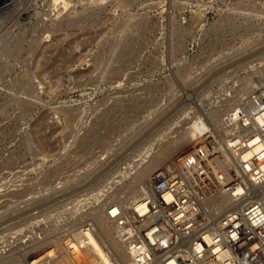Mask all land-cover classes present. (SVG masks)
<instances>
[{
  "label": "rangeland",
  "instance_id": "obj_1",
  "mask_svg": "<svg viewBox=\"0 0 264 264\" xmlns=\"http://www.w3.org/2000/svg\"><path fill=\"white\" fill-rule=\"evenodd\" d=\"M65 1L0 0V264L61 261L86 227L107 246L140 166L219 145L264 82V0Z\"/></svg>",
  "mask_w": 264,
  "mask_h": 264
},
{
  "label": "built area",
  "instance_id": "obj_2",
  "mask_svg": "<svg viewBox=\"0 0 264 264\" xmlns=\"http://www.w3.org/2000/svg\"><path fill=\"white\" fill-rule=\"evenodd\" d=\"M220 128L221 146L206 136L157 173L141 199L109 204L129 264H264V82ZM213 198L220 205L210 209Z\"/></svg>",
  "mask_w": 264,
  "mask_h": 264
},
{
  "label": "bare ground",
  "instance_id": "obj_3",
  "mask_svg": "<svg viewBox=\"0 0 264 264\" xmlns=\"http://www.w3.org/2000/svg\"><path fill=\"white\" fill-rule=\"evenodd\" d=\"M101 1H104V0H101ZM3 3L4 2L0 3V6ZM49 5L52 8H55L56 6L61 5L62 9H66L68 7V2L65 0H50ZM215 117L216 118L214 119V122L218 121L217 119L218 116L215 115ZM189 136L190 135L187 134L186 136L187 140L183 142V144H181L183 145V147L184 145L190 146L195 143V141H192L191 144L187 143L189 140L188 138ZM223 139L219 140L220 141L219 146H221V142L223 141ZM199 143L200 142H198L196 145L194 144L195 146L191 147L189 150L187 149L188 151L184 152L183 154L195 149ZM183 154L177 157L176 156H174L173 158L171 157L172 159L171 164H170L171 168L176 167L177 159ZM168 155H169L168 152L166 154L160 153L158 156L162 158H155V157L150 158L151 159L150 161L145 162L144 164H142V166H140L137 173L133 177V180H135L133 191L134 193H138L135 199H141L146 192L145 191L146 187L144 189L140 187V184L142 181L149 183L152 181L153 177L157 173L163 171L164 169H167L165 167L160 166L159 164L163 163V161L166 160V157L167 158L169 157ZM223 157H224V153H223ZM158 168L160 169L158 170ZM141 191L144 193L142 197H141ZM219 203H220V199L213 198L208 201V206L210 209H214L217 206L219 207L220 205ZM120 204L124 207H128L130 205L129 203L123 202V201H121ZM106 214H105V218H106ZM98 226H99V231L101 234L100 236L106 239L105 241H107L108 247L106 246L105 243L103 244L101 243L99 237L96 234L97 231L95 232V230L92 231L89 228H85V230H83L80 234L79 233L77 234L78 235V237H76L77 242L75 243L70 242V243L65 244V246L61 244L60 249L59 248L57 249L58 251H62L64 253L61 258L62 259L61 261L54 262L57 259L55 258L56 248H53V247H56V246H54L55 245L54 244V245H50L49 247L40 249L38 252H35L33 256L30 255L31 256V258L29 259L30 264H47V263L48 264H129V258L127 257L122 245L119 243V241L115 237L112 223L110 221L104 222L103 220V222L101 221V224L99 222Z\"/></svg>",
  "mask_w": 264,
  "mask_h": 264
}]
</instances>
